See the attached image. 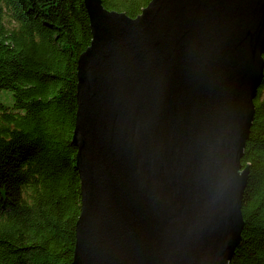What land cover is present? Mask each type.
Listing matches in <instances>:
<instances>
[{"label": "water", "instance_id": "1", "mask_svg": "<svg viewBox=\"0 0 264 264\" xmlns=\"http://www.w3.org/2000/svg\"><path fill=\"white\" fill-rule=\"evenodd\" d=\"M71 264H231L264 79V0H84Z\"/></svg>", "mask_w": 264, "mask_h": 264}, {"label": "trees", "instance_id": "2", "mask_svg": "<svg viewBox=\"0 0 264 264\" xmlns=\"http://www.w3.org/2000/svg\"><path fill=\"white\" fill-rule=\"evenodd\" d=\"M138 16L151 0H102ZM84 0H0V264H71L81 211L72 143ZM242 158L244 228L231 264H264V79Z\"/></svg>", "mask_w": 264, "mask_h": 264}, {"label": "rangeland", "instance_id": "3", "mask_svg": "<svg viewBox=\"0 0 264 264\" xmlns=\"http://www.w3.org/2000/svg\"><path fill=\"white\" fill-rule=\"evenodd\" d=\"M10 96L8 94H5V93H1L0 92V101H6L7 103L10 101Z\"/></svg>", "mask_w": 264, "mask_h": 264}]
</instances>
